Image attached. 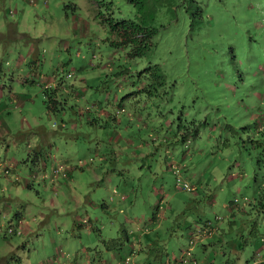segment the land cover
I'll use <instances>...</instances> for the list:
<instances>
[{
	"label": "rangeland",
	"instance_id": "obj_1",
	"mask_svg": "<svg viewBox=\"0 0 264 264\" xmlns=\"http://www.w3.org/2000/svg\"><path fill=\"white\" fill-rule=\"evenodd\" d=\"M201 4V17L159 13L151 46L131 55L110 30L127 0H0V162L18 161L0 166L13 208L0 205V240L21 238L4 234L20 210L33 228L20 263L128 243L132 264H250L264 252L252 204L264 191V0ZM59 164L58 188L45 178ZM191 223L212 233L189 236Z\"/></svg>",
	"mask_w": 264,
	"mask_h": 264
},
{
	"label": "crops",
	"instance_id": "obj_2",
	"mask_svg": "<svg viewBox=\"0 0 264 264\" xmlns=\"http://www.w3.org/2000/svg\"><path fill=\"white\" fill-rule=\"evenodd\" d=\"M51 81H54L55 79L54 78H52V77H50L49 78ZM5 108V104L0 100V110L1 109H4ZM12 162L13 163H16V160H12ZM17 163H18V161H17ZM16 163V164H17ZM59 174L56 176V175H54V174H52L53 175V177H49V178H45V181L47 182V180L48 181H51V183L52 184H55V185H53L54 187L57 185L58 186V188L60 187V185L62 184V183H66V181L69 179V178H66L67 176H68V173H67V170H66V167H63V169L62 170H60L59 172H58ZM67 176H66V175ZM59 175H60V177H59ZM43 176H44V174H43ZM54 176H56L57 178L56 179H54L55 177ZM59 178V179H58ZM58 179V180H57ZM25 185H27V186H30V184L28 183V182H25ZM64 185V184H63ZM6 187V186H5ZM197 186H194V188H196ZM16 189V188H15ZM57 190V189H56ZM154 190H156V189H154ZM61 192H62V190H61ZM158 190H156V194L158 195H165L166 193H164L163 191H161V192H159ZM159 195H158V197H159ZM72 196L74 197L75 196V193H73L72 194ZM7 198H11V193L10 192H8V194L5 196V194H2L1 196H0V205L2 206V210L5 212V213H7L8 215H10L11 214V212H12V210H13V208L11 207V205L9 204V202H8V199ZM20 198V197H19ZM19 200V199H18ZM158 200V199H157ZM157 205V204H156ZM16 218H19V220L21 219L22 220V222H21V227H20V230H21V232H16V231H14V232H12L15 236H19V237H21L19 240H16V239H14V238H7L6 236H5V238H3V239H1L0 240V244H2L3 245V251L0 253V264H15L14 262H13V259H17L16 257H18V262L20 263L21 262V259H22V257L20 256V255H18L17 253H18V250H19V248L20 247H22V248H25L24 246H26V243H25V241H24V239H25V236H27L29 233H31L32 231H33V228L31 227V221L30 220H28L27 221V217L20 211V210H17V212L15 213V216H13V218H11V220L9 221V222H13V221H16L17 219ZM90 218H88V223H87V227H86V229L88 230V231H90V229H92L93 227H94V225H95V223L93 224V223H91L90 224ZM77 224H80V223H78V221H77ZM137 224H139V221H137ZM156 225V227L158 226V223H156L155 224ZM189 225H191L190 226V228H189V232H187L188 234H189V236L191 235V232L193 231V234H194V232H196V228L195 229H192L193 228V226L195 225L197 228H211L210 226H209V224L207 223V224H204L203 226H199V224L198 223H191V224H189ZM55 227H57V226H55ZM138 227V226H137ZM16 230H17V228H15ZM212 230H213V228H211V232L210 233H207V234H204V236H207L208 234H211L212 233ZM73 232V231H72ZM158 234V233H157ZM203 236V235H202ZM156 239V238H155ZM154 239V240H155ZM205 239H203V240H201V242H203ZM145 243L146 244H149L150 242H148V241H150V239H148V238H146L145 239ZM142 243H140L139 245H141ZM131 245L133 246V247H135L134 245H133V243H131ZM131 245H129V243L127 244V249H124L125 247H124V244L122 245V246H120V247H116V248H113V245H110V246H107L106 245V249H108V251H107V255H105V253H103V252H98V250L97 249H94L93 247L91 248V247H83V250L82 251H79V252H82L83 253V255H84V259H80V258H78V259H75V258H70L69 259V261H71L70 262V264H114V262H115V264H132V263H128V262H126V263H124L123 262V258L124 257H128L129 255H128V248L130 249V246ZM139 245L137 246V247H139ZM132 246H131V248H132ZM191 247H192V245H191ZM119 248H122V253H119V251H118V249ZM56 250H57V247H54V249H53V254L50 256V257H48L47 258V260L46 261H44L43 263H45V264H57V263H59V261H60V258H62V256H60V255H58V260H55V258H56V255H55V252H56ZM181 250V249H180ZM138 251V250H137ZM132 252H134L133 250L131 251V252H129V253H131L132 254ZM58 252H56V254H57ZM125 254V255H124ZM181 254H182V252H181ZM190 255H191V253H190ZM67 256V255H66ZM173 256V259H176V258H174L175 256H174V254L172 255ZM65 257V256H64ZM131 257V256H130ZM161 258V257H160ZM196 257H194V258H192L191 257V259H192V261L191 260H189V257H183V259L182 260H178V259H176L177 261H178V263L179 264H187L188 263V261H191L192 263H194V260H196V262H201L200 264H212V262H207V261H201V260H199L198 258H196ZM74 259V260H73ZM162 259V258H161ZM161 259H159V260H161ZM185 259V260H184ZM82 261V262H80V263H78L77 261ZM154 260H156L155 258H154ZM204 260V259H203ZM264 260V252L262 253V252H260L259 254H257V256H256V258L250 263V264H255V263H257V262H260V261H263ZM27 261H28V259H27ZM68 261V260H67ZM124 261H126V259H124ZM128 261V260H127ZM150 260L148 259L147 260V262H149ZM158 261V260H157ZM156 261V262H157ZM64 262V261H63ZM166 262V261H165ZM41 262H38V264H40ZM192 263H188V264H192ZM20 264H22V263H20ZM136 264V263H135Z\"/></svg>",
	"mask_w": 264,
	"mask_h": 264
},
{
	"label": "trees",
	"instance_id": "obj_3",
	"mask_svg": "<svg viewBox=\"0 0 264 264\" xmlns=\"http://www.w3.org/2000/svg\"><path fill=\"white\" fill-rule=\"evenodd\" d=\"M98 4L104 0H95ZM132 7L131 14L116 18L110 21V30L118 38L112 42L116 45L130 46L131 55H139L151 46L152 37L163 23H157L159 13H168L170 17L174 16L178 7L183 9L191 17H201V0H127ZM114 34V35H115ZM123 108H117L119 112ZM264 183V182H263ZM264 190V189H263ZM264 209V191L252 198V204ZM88 222V218L86 220ZM5 234V233H4ZM6 235V234H5ZM259 254V253H257ZM255 264H264V260Z\"/></svg>",
	"mask_w": 264,
	"mask_h": 264
},
{
	"label": "built area",
	"instance_id": "obj_4",
	"mask_svg": "<svg viewBox=\"0 0 264 264\" xmlns=\"http://www.w3.org/2000/svg\"><path fill=\"white\" fill-rule=\"evenodd\" d=\"M3 166V168H4V172H8L9 170H10V168L13 166L12 165V162L10 161V162H8V163H1L0 162V166ZM63 167L64 166H62L61 164H59L58 166H56V167H54L53 168V174L54 175H57L58 174V172L60 171V170H62L63 169ZM184 186L185 187H187L188 189H194V186H188L185 182H184ZM158 204H162V201L160 200L159 202H158ZM159 207H161V205H159ZM160 210V209H159ZM21 222H22V220H18V226H17V230L15 229V227H12L11 225H9L7 228H6V231L4 230V233L5 234H7V233H12V232H14V231H16V232H21V230H20V227H21ZM0 230H1V228H0ZM2 231V230H1ZM202 236V235H204V234H207V233H210L211 232V228H198V230L196 229V234H198V233ZM193 241H194V237H190V240H189V242H190V244L192 245L193 244ZM191 245H190V247L189 248H191ZM58 255H60V252H61V250H60V247L58 248ZM187 253H189V250H187ZM60 256H62V255H60ZM127 260H129V258L128 257H126V261ZM60 264H64V262L63 261H61V258H60Z\"/></svg>",
	"mask_w": 264,
	"mask_h": 264
}]
</instances>
